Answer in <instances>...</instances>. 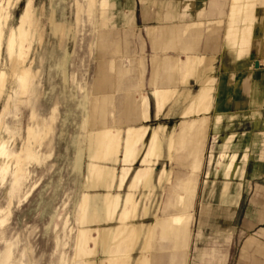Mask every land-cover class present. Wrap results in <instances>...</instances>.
Segmentation results:
<instances>
[{"label":"rangeland","instance_id":"1","mask_svg":"<svg viewBox=\"0 0 264 264\" xmlns=\"http://www.w3.org/2000/svg\"><path fill=\"white\" fill-rule=\"evenodd\" d=\"M187 1L32 0L35 24H29L28 35L24 37L26 53L21 59L13 54L11 60L4 46L0 52V70L7 75L8 70L12 71L14 58L29 69L25 87L5 77V81L3 78L0 81V86H5L0 89V141H6V148L0 153L7 151V156L0 155V264H94L98 254L101 255L98 264H132L128 257L135 238L124 237L129 229L126 225L151 223L170 200H165L167 192L162 193L160 185L152 192L151 185L143 184L142 193L128 183L119 187L122 169L127 165L122 160L123 139L127 127H146L147 96H152L155 102V91L169 94L168 90H151L155 87L151 74L149 83L144 84L146 55L153 54L148 59L150 67L158 64V54L182 56L187 53L182 43L187 40L184 36L188 32L193 35L204 26L208 32L209 23L188 30L183 37L179 36V30L167 48L162 46L167 41L156 35L160 29L175 30L178 23L187 21L182 18L181 7ZM0 2L3 5L5 1ZM24 3L25 0H20L9 5L8 17L2 26L5 38L17 25ZM103 36L110 38L116 51L108 48L104 53L101 51L103 43L112 46L109 41H100ZM196 44L199 49L198 40ZM119 59H123V67L129 66L132 84H122L123 77L112 68L110 61L117 63ZM102 73L104 88L96 84ZM170 85L177 89L170 92L173 98L164 99L162 105L156 101L155 109L158 115L166 110L168 121H165L173 126L178 112L187 106L200 84ZM130 105L135 110L133 120H127ZM206 124L208 127L209 123ZM97 128L103 134L111 133L110 138L115 136L112 139L116 142V152L92 161L88 132ZM166 128L157 126L159 131ZM208 132L207 129L193 214L195 219L199 217V204L208 205L210 212L200 225L198 220L193 223L191 236L198 250H214L218 257L226 255L225 264H240L239 250L250 235L264 241V233L257 235L259 228H264V112L258 115L233 110L223 119L216 116L213 129ZM155 138L154 135L150 140L144 137L134 149L140 154ZM233 155L232 168L228 170L225 166L231 164ZM162 164L172 172L179 167L169 164L165 158L157 167L161 168ZM107 169L110 175L95 184L97 173ZM133 170L132 166L126 180L129 181ZM157 173L156 170L153 176L151 173L153 183ZM227 182H230L228 196L222 199L220 193ZM238 192L240 197L235 203ZM107 195L112 197L110 202L105 199ZM128 197L131 204L126 202ZM168 207L173 209L170 204ZM92 208L96 209L97 222L87 221ZM123 208L129 214L120 223L118 214ZM139 209L145 212L140 217L137 216ZM197 230L200 234L195 239ZM106 233L113 236L107 242L102 239ZM136 252L135 249L131 257ZM257 256L264 260V256ZM207 261L206 257L199 264H208Z\"/></svg>","mask_w":264,"mask_h":264},{"label":"crops","instance_id":"2","mask_svg":"<svg viewBox=\"0 0 264 264\" xmlns=\"http://www.w3.org/2000/svg\"><path fill=\"white\" fill-rule=\"evenodd\" d=\"M181 7L183 9L182 15L184 16L182 18L187 19V21L178 23L179 25L176 26L179 27L175 30L171 27L165 30L160 29L156 35L157 37L161 36V39L165 41L169 37L167 43L162 46L170 45L171 42L169 41L174 40L179 30H181L179 36L183 37L188 30L191 31L197 28L198 25L209 23L208 32L204 30L205 26L203 30L195 31L193 35L188 32L189 35L187 37L184 36L187 40L182 43V49L187 53L182 56L175 58L171 55L158 54L157 56L160 57L157 60L158 64L155 66L151 64L150 67L148 59L151 56L153 57V54L146 55L144 84L149 83L151 74L152 78H154L152 84H155V87L151 90H168L170 93L171 90L172 92L177 91L176 86H171L170 84H200L201 86L191 96L187 106L181 112H178L177 121L173 126H169L166 122L168 121L165 116L166 110L161 115H158L157 109H155L156 101L154 102L151 96L152 93H150L151 98L147 96L149 110L146 114L145 124L149 127L146 125L148 129H146L144 137L150 140L154 135L157 139L160 137L161 141L158 139L159 142L154 155L150 157L151 163L149 166L152 170L149 179L146 182L138 183L136 188L139 193H142L143 184L148 186L150 184L152 186L150 191L154 192L158 185H161V192L164 194L167 192L165 200L170 201L164 203L165 206L163 205L161 213L158 212L156 214L158 218H154L151 223H136V230L140 227L142 228L137 233V237H134V245H130L129 262L131 261L132 264H199V261H205L206 257L208 258V264H225V254L218 257L217 252L214 250L209 252L198 250L196 240L194 241L191 236L193 223L198 220V225H200L201 220L206 218L210 212L208 205L199 204L197 211V217H199L195 219L193 214L195 212L194 205L199 177L203 168L202 154L205 151L207 129L209 132L213 129L216 116H221L223 119L225 115L232 113L233 110L240 112L250 111L258 115L262 111L264 112V0H189L182 4ZM203 13L204 17L201 18ZM191 18L193 21H189ZM149 35L151 37L150 33ZM149 35H145L146 41H148ZM107 36H110V33ZM109 39V37L103 36L100 41L111 42ZM197 40L199 41V49L196 44ZM111 45L103 43L100 45V49L103 53L104 50L106 52L107 48L112 52L116 51L117 48H114L115 44L111 42ZM179 49L182 51L181 48ZM197 49L199 51L198 55L196 54ZM146 52H149V50L147 49ZM159 52L161 53V51ZM110 62L112 63V68L115 67L116 74L123 77L122 84H132L129 82L131 77L129 66L123 67V59H119L117 63H115V60ZM129 62L128 60V64ZM172 69L176 71H172ZM102 74L96 80V84H99L98 81H100ZM126 74H129V76ZM120 76L118 77V82H120ZM114 79L112 80L114 81ZM201 92L203 93L202 96H200ZM171 98H173L172 95L169 99ZM172 100L168 102L169 105ZM192 101L195 111L191 114H186V110L191 106ZM249 107L252 109L250 110ZM206 123H209L208 127ZM179 124L186 125L189 129L177 128L180 126ZM158 125L166 126L167 128L159 131L157 129ZM175 127L177 128L175 132L178 130L181 133L182 131V137L190 136L191 128L193 136L201 137V143L198 146L189 144V147L178 144L175 147L176 149L173 147L174 145H171L170 150L168 146L169 137L175 133ZM196 127H199V130L195 129ZM177 134L179 135L178 132ZM172 148L179 155L178 159L173 161L169 159V153L173 151ZM147 150L148 145L136 157L135 164H132L133 172L140 167L141 158ZM179 157L183 159H179ZM234 157L235 155L231 157V161ZM164 158L169 164L175 163V165L179 166L178 169L172 172V169H166L167 165L165 166V164L158 168L159 162L164 161ZM136 164H139V166L135 169ZM231 165L232 163H227L225 168L231 169ZM155 170L158 173L156 183H153L151 173L153 176ZM132 173H130L129 181L125 179L123 185L127 183L132 185L134 176V173ZM204 178L207 179L206 174ZM204 182L206 181L203 179ZM229 183H225V188L220 193L222 199L228 196L227 185ZM163 184H165V188H163ZM239 185L241 184L239 183ZM239 197L240 193L238 192L234 197L235 203H238ZM233 200L232 198L230 201ZM176 201L181 202V206L178 205V208L176 207ZM168 203L173 208H176L170 209ZM137 213L138 217H140L145 212L139 209ZM175 219L179 221L175 222ZM171 224L172 227H169ZM173 224L175 225L173 226ZM149 227L148 233L147 229ZM259 230L257 235H263L264 228H259ZM199 234V230H197L195 239H197ZM144 247H146V250L142 254ZM135 249L137 251L136 255L131 257V253ZM257 255L264 256V241H261L258 236L250 235L243 242L237 261L240 264H264V260L258 258ZM98 258H101L100 254H98L94 264H98Z\"/></svg>","mask_w":264,"mask_h":264},{"label":"bare ground","instance_id":"3","mask_svg":"<svg viewBox=\"0 0 264 264\" xmlns=\"http://www.w3.org/2000/svg\"><path fill=\"white\" fill-rule=\"evenodd\" d=\"M4 4L3 5H0V52H1V46H4L3 48L5 49V53L7 54V57L11 58L13 54H15V58H16V55L17 57H19L20 59L23 57V55L26 53V50H27V46L25 45L24 43V37L27 36L28 34V28H29V24H35L33 22V10H32V0H25V3L23 4V7L21 9V12H20V15H19V18H18V22H17V25L10 29V31L8 32V34L6 35V38L3 36V24H4V19H6L8 17V13H7V10H8V7L9 5L12 6L13 4L15 3H18L20 0H4ZM101 2V1H100ZM105 2V0H104ZM1 3V2H0ZM184 17V16H183ZM12 20V19H11ZM5 32V31H4ZM162 32V31H161ZM7 33V32H6ZM163 33V32H162ZM168 33V32H167ZM33 34V33H32ZM163 35V34H162ZM168 35V34H167ZM170 36V35H169ZM168 37V36H167ZM169 38V37H168ZM167 38V39H168ZM27 39V38H26ZM31 40V39H30ZM99 40V39H98ZM168 41V40H167ZM31 42V41H30ZM171 42V41H169ZM167 43V42H166ZM165 43V44H166ZM31 45V44H30ZM30 45L28 47H30ZM192 47V46H191ZM187 49V48H186ZM193 49V48H192ZM1 54V53H0ZM4 56V55H2ZM9 58H7L9 60ZM13 59V63H12V71L11 70H8L10 71V73H8L9 75H7L5 73L4 70H0V81L3 80L6 78L8 81L11 79V81H18L22 87H25L26 83L28 82L26 79H27V75L29 73V69H26L23 67V64L21 63L22 61H20V59ZM8 60H7V63H8ZM12 60V58H11ZM31 60V59H30ZM163 60V59H162ZM10 62V61H9ZM112 64V63H111ZM8 65V64H7ZM114 65V64H113ZM6 68V67H5ZM7 71V72H8ZM103 75V76H102ZM101 75V78H100V81H98V86L101 88L103 87L104 88V82H105V76L104 74ZM160 75V74H159ZM5 77V78H4ZM154 77V76H153ZM167 77V76H166ZM2 80V81H3ZM6 80V81H7ZM102 80V81H101ZM1 81V82H2ZM5 81V80H4ZM0 82V83H1ZM5 83V82H4ZM4 86V84H1ZM11 86V85H10ZM19 85V89L21 87ZM155 86V85H154ZM201 86V85H200ZM2 86H0V89L3 88ZM11 88V87H10ZM3 90V89H2ZM1 90V92H2ZM12 90V89H11ZM26 90V89H25ZM25 90H20V91H24ZM4 92V91H3ZM2 92V93H3ZM11 92V91H10ZM23 93V92H21ZM202 93V92H201ZM200 93V96L203 95V93L201 94ZM1 94V93H0ZM2 95V94H1ZM154 96H155V99L157 101V103H160V105H162L163 103V100L166 99V98H169L171 96V94H167L166 96V92L164 91H155L154 92ZM197 97V96H196ZM96 99V98H95ZM7 100V99H5ZM100 100V99H99ZM198 101V100H197ZM5 102V101H4ZM8 101H6L7 103ZM193 101L191 102V106L187 108L186 110V114H191L195 111V109L193 108ZM100 104V103H99ZM198 105V104H197ZM131 106V105H130ZM129 106V109H128V118L127 120H130V119H134L135 118V113L134 111L135 110H131L132 106L130 107ZM96 107V106H95ZM5 108H8L7 106H5ZM100 108L98 107V110ZM211 110V109H210ZM101 111V110H100ZM145 112V111H144ZM104 118V117H103ZM187 124V123H186ZM195 124V123H194ZM180 125V124H179ZM136 126V125H135ZM177 128H180V129H189L186 125L184 126L183 124H181L179 127ZM176 127L174 128V132L175 130L177 129ZM199 127H196L195 129H198ZM101 129V128H100ZM100 129H95L93 131H89V147H88V152L90 154V158L92 159V161H98L100 160L102 157H104L106 154H109V153H113L116 152L115 150V145H116V142L113 141V136L112 138H110L109 135H111V133L108 135L107 133V136L105 134H103V132L100 131ZM108 130V129H107ZM116 130V129H114ZM111 129V131H114ZM118 130V129H117ZM199 130V129H198ZM104 131V130H103ZM110 131V130H108ZM106 131V132H108ZM190 131H191V135L190 136H186V137H182L180 131H176L171 137H169V143H168V146H169V149H170V146L174 145L173 147L175 148L176 145H184V146H188L189 144H194L195 146H198L200 143H201V137L199 136H193L192 135V130L190 128ZM145 132H146V127L141 125L140 127H132V126H129L126 128V136L125 138L123 139L124 141V151H123V155H122V160L124 163H126L127 165L125 167H123L122 169V173H121V176H120V183H119V187H121L127 177V175L129 174V172L131 171V167H132V164L134 163L136 157L138 156L139 154V151L138 150H135L134 149V146H136V143H138L139 141H141L144 136H145ZM177 132L179 133V135L177 134ZM200 132V131H199ZM198 132V133H199ZM196 133V132H195ZM183 134V133H182ZM114 135H115V132H114ZM195 135V134H194ZM109 136V137H108ZM124 137V136H123ZM6 142V141H5ZM5 142L3 141H0V152L2 151V149H5ZM157 140L156 138L152 141L151 139V143L149 142L148 144V150L145 154L144 157L141 158V161H140V167L137 168V170L134 172V176H133V183H132V187L134 186L136 188V185L138 183H142V182H146L149 177H150V172L152 170V168L149 166V164L151 163V159L150 157H152L154 155V152L156 150V146H157ZM102 146H104V149H102ZM107 147V148H106ZM189 147V146H188ZM194 147V146H192ZM199 148V147H198ZM176 149V148H175ZM175 149L172 148V152L169 153V159L171 161L173 160H177L178 159V154L175 152ZM193 149V148H192ZM196 149V148H195ZM171 150V149H170ZM0 155H6L7 156V151L4 152V153H0ZM203 155V154H202ZM179 159H183L181 157H179ZM200 163V162H199ZM232 163V161H231ZM185 164V163H184ZM3 165V164H2ZM1 165V166H2ZM4 166V165H3ZM192 167V166H191ZM229 170V169H228ZM193 171V170H192ZM191 171V172H192ZM110 175V169L108 171L107 170H104L103 173L101 172H98L97 173V179L96 180H93L95 182V184L101 182L100 180H105L108 176ZM17 175H15L16 177ZM14 177V176H13ZM16 180V179H15ZM92 181V182H93ZM150 185V184H149ZM156 186V185H155ZM161 187V185H160ZM105 193V192H104ZM135 193V192H134ZM134 195V194H133ZM184 195V194H183ZM183 197V196H182ZM106 201L107 202H110L112 197L107 195L106 196ZM126 202L128 204H131V201H130V198H126ZM141 201V200H140ZM181 201H182V198H181ZM177 202V201H176ZM125 203V202H124ZM175 203V202H173ZM181 202H177V208H178V205L181 206L180 204ZM169 204V203H168ZM189 204V203H188ZM134 205V208H135V205H136V202L135 203H132V206ZM124 206V205H123ZM167 206V205H166ZM174 206V204H173ZM174 207V208H176ZM131 208V207H130ZM134 208H132L131 210H134ZM140 208V207H139ZM166 208V207H165ZM173 208V209H174ZM124 209V208H123ZM93 212L92 214H90L87 218V221L88 222H97L98 219H97V216H96V213H95V210L96 209H93ZM139 211V210H138ZM127 213L129 214L128 210H122L119 214H118V222L120 223H123L127 217ZM133 213V211H132ZM156 214V213H155ZM131 215V213H130ZM138 216V215H137ZM160 218V217H159ZM176 218V217H175ZM172 219V217H171ZM138 220V219H137ZM178 220V219H177ZM175 219V222L177 221ZM181 220V219H180ZM179 221V220H178ZM177 221V222H178ZM175 224H173L174 226ZM127 228H129L127 230V233L124 235V237L126 236H130V235H133L134 237H137V233H139L141 231V228L140 227L139 229L136 230L135 228V225H133L132 223L130 224H127L126 225ZM153 227V226H152ZM169 227H172V224L171 226ZM171 229V228H170ZM148 230V233H149V230H150V227L147 229ZM146 230V231H147ZM176 230V229H175ZM172 234V233H171ZM155 236V235H154ZM113 236H111L109 233H106L104 234V236L102 237L103 241L107 242L108 240L112 239ZM168 237V236H167ZM166 239V238H165ZM89 241L90 238H88ZM167 240V239H166ZM147 245V244H146ZM145 246V245H144ZM258 246V244H257ZM146 250V247H144L142 249V254H144ZM81 255V254H80ZM82 258V257H81ZM129 259V257H128ZM128 259H127V262H128ZM115 263H118V262H115ZM104 264H109V263H104ZM123 264H126V263H123Z\"/></svg>","mask_w":264,"mask_h":264}]
</instances>
